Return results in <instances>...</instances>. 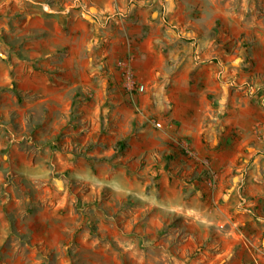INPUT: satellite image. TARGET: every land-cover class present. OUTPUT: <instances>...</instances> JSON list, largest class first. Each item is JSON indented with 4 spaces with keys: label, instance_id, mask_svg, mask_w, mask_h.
<instances>
[{
    "label": "rangeland",
    "instance_id": "rangeland-1",
    "mask_svg": "<svg viewBox=\"0 0 264 264\" xmlns=\"http://www.w3.org/2000/svg\"><path fill=\"white\" fill-rule=\"evenodd\" d=\"M259 44L264 0H0V264H264L263 251H215L213 226L198 231L195 219L213 213L202 215L194 194L183 193L197 176L214 187L207 158L183 141L179 152L195 171L176 160L167 171L148 172L142 160L139 175L121 172L110 159L149 121L118 125L99 81L89 85L90 104L75 83L83 80L79 60L96 57L102 67L112 51L113 82L126 94L150 93L161 79L140 81L132 65L138 55L146 71L147 59L162 56L158 73L178 57L215 61L224 82L254 95L264 83L240 75ZM121 65L142 91L125 89ZM161 152L151 149L155 163ZM162 185L183 191L181 207L154 209L146 194ZM28 221L42 223L40 241L24 231Z\"/></svg>",
    "mask_w": 264,
    "mask_h": 264
},
{
    "label": "crops",
    "instance_id": "crops-1",
    "mask_svg": "<svg viewBox=\"0 0 264 264\" xmlns=\"http://www.w3.org/2000/svg\"><path fill=\"white\" fill-rule=\"evenodd\" d=\"M90 50L94 52L92 47ZM109 54L102 67L97 65L96 57L89 63L79 60V68L84 67L83 77L79 79L83 80L75 83L91 97L89 85L99 81L107 105L116 104L118 125L132 120L149 121L141 136H126L127 145L120 147L110 159V165L116 164L125 174L139 175L141 170L136 168L142 160L148 172L167 171L169 164L177 160L193 171L196 165L179 152V142L185 141L197 157L209 160L214 187L207 188L200 176L184 186L185 194L166 185L158 189L152 186L146 196L154 200L157 206L154 209H177L185 202L178 200V196L192 193L201 204L202 215L203 212L213 213L210 220L200 215L195 224L198 231L213 226L215 251H263L264 255V88L254 95H246L229 86L222 75L219 76L220 64L215 61L195 63L189 57H178L172 70L158 73L156 70L163 65L162 56L155 62L147 59L146 64L151 69L146 71L144 61L136 55L132 65L140 81L145 82L155 75L161 79L155 82L150 93L126 94L114 83L116 55L112 51ZM249 66L240 78L249 77L255 86L263 85L264 44L252 47ZM228 67H224V73L228 72ZM106 82L108 87H105ZM109 82L113 87L111 92ZM88 103H94L92 97ZM153 148L163 150L162 156L156 159L159 163L149 155ZM86 169L89 171L90 166ZM118 186L122 191L129 190V184L125 185L124 181ZM244 205L248 210L241 209ZM185 209L192 211L189 206ZM5 224L0 210V243L6 233ZM41 227L42 223L28 221L24 231L31 235L32 241H40Z\"/></svg>",
    "mask_w": 264,
    "mask_h": 264
},
{
    "label": "built area",
    "instance_id": "built-area-1",
    "mask_svg": "<svg viewBox=\"0 0 264 264\" xmlns=\"http://www.w3.org/2000/svg\"><path fill=\"white\" fill-rule=\"evenodd\" d=\"M122 75H123V80H124L123 86L125 87L127 91H132V90L142 91L143 90L144 86L141 84H137L135 82L132 71L128 65L122 66ZM246 210H248V208Z\"/></svg>",
    "mask_w": 264,
    "mask_h": 264
}]
</instances>
